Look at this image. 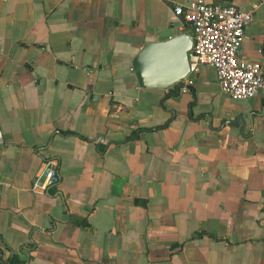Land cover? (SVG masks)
<instances>
[{
  "label": "crops",
  "instance_id": "1",
  "mask_svg": "<svg viewBox=\"0 0 264 264\" xmlns=\"http://www.w3.org/2000/svg\"><path fill=\"white\" fill-rule=\"evenodd\" d=\"M192 1L0 0V264H264V85L229 100L202 65L164 98L130 68ZM203 1L253 9L264 70V0Z\"/></svg>",
  "mask_w": 264,
  "mask_h": 264
},
{
  "label": "built area",
  "instance_id": "2",
  "mask_svg": "<svg viewBox=\"0 0 264 264\" xmlns=\"http://www.w3.org/2000/svg\"><path fill=\"white\" fill-rule=\"evenodd\" d=\"M173 10L175 14L182 15L189 25L193 43L191 51L187 52L185 84L191 85L197 68L205 65L215 71L217 87L229 100L249 99L262 89L263 68L257 63L241 61L238 57L243 30L253 17V9L242 11L233 5L195 0L175 4ZM40 174L41 180H35L30 191L44 192L60 182L53 159L43 160Z\"/></svg>",
  "mask_w": 264,
  "mask_h": 264
},
{
  "label": "water",
  "instance_id": "3",
  "mask_svg": "<svg viewBox=\"0 0 264 264\" xmlns=\"http://www.w3.org/2000/svg\"><path fill=\"white\" fill-rule=\"evenodd\" d=\"M192 46V40L186 32L178 33L161 42L144 43L130 61L135 85L139 88L171 89L172 91L164 98L177 97L179 89L185 88L192 98V87L190 84L184 83L188 73L187 52L191 51ZM188 105L191 108V105ZM170 111L173 115L175 114L172 109ZM262 112L264 113V111ZM252 115L253 113L248 118L249 123ZM238 120L242 129L244 122L240 118ZM1 142L2 136L0 134V144Z\"/></svg>",
  "mask_w": 264,
  "mask_h": 264
},
{
  "label": "trees",
  "instance_id": "4",
  "mask_svg": "<svg viewBox=\"0 0 264 264\" xmlns=\"http://www.w3.org/2000/svg\"><path fill=\"white\" fill-rule=\"evenodd\" d=\"M67 133H72V132H67Z\"/></svg>",
  "mask_w": 264,
  "mask_h": 264
}]
</instances>
